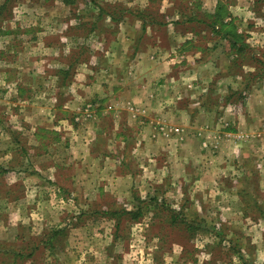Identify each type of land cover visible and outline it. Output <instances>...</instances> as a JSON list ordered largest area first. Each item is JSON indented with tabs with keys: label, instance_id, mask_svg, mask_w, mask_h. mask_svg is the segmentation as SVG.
<instances>
[{
	"label": "rangeland",
	"instance_id": "rangeland-1",
	"mask_svg": "<svg viewBox=\"0 0 264 264\" xmlns=\"http://www.w3.org/2000/svg\"><path fill=\"white\" fill-rule=\"evenodd\" d=\"M69 1L71 3L64 4L63 0H0V53L8 56L5 60L0 57V66L3 62L13 64L11 59H36L20 67L27 68L23 78L20 69H13V65L7 67L9 80L22 78L26 89L23 95L17 96L16 102L12 101V92H7L9 95L0 100L26 109L29 104L30 111L23 109V114L19 113L22 120L35 121L33 109H40L43 118L50 120L53 112L60 109L59 105L69 102L72 96L69 88L73 86L75 73L79 74L80 64H88L90 60L92 68L96 69L89 67V71L95 73L94 83L79 75L74 77L78 82L75 83L80 84V98L68 104L64 114L82 134L87 128L96 130L99 115H105L103 127L96 132L93 130L91 147L92 155H97L95 162L69 160L63 148L46 147L40 150V159L29 161V156L20 154L27 149L26 145L8 147L9 144L0 143V150L4 148L3 152L11 156L10 159L7 154V161L0 160V264H264V256L260 254L264 250V198L254 191L256 178L250 176L246 182L241 177L219 179L215 181L216 195L209 201L210 209L199 204L191 208L185 206L188 193L181 192L183 198L175 202L173 191L177 175L174 174L179 168L175 167L176 153L169 154L191 136L198 140L200 150L207 157L222 159L221 140L230 133L229 118L242 112L245 100L250 99L255 104L264 99V0H196L190 3L194 6L192 9L185 0H148L147 8L141 9L138 5L142 1L145 4V0L128 1V5L126 0ZM213 2L214 5L220 2L231 10L235 24L239 17L245 20L241 32L251 34H242L241 53L231 52L227 39L213 33L211 27H204L211 24L204 11L211 9ZM176 11L184 12L182 14L187 17L193 15L202 21V26L196 21L188 27L178 23L170 16ZM134 13L142 28L137 30V46L131 47L132 59L148 43L147 49L156 67L162 66L169 73L160 78L166 81V88L164 83L159 85L148 76L141 86L149 93L145 95L139 90L133 97L130 95L133 90L117 89L125 88L137 78L131 66L125 68L119 56L118 62L109 65L105 52L114 40V46L121 50L127 32L125 27L130 24V14ZM1 38L7 43L3 45ZM181 40L191 42L186 50L191 48L195 54L199 52L201 58L207 51L214 58L210 60L217 69L209 86L211 94L192 104L189 98L180 96V89L184 91L187 81H182V86L173 81L175 73L184 67L174 60L179 57ZM13 50L15 53L10 58ZM94 59L96 64H93ZM184 62L189 64L187 60ZM110 67L114 69L112 77H109ZM152 69L140 66L137 81ZM106 80H113L114 91L104 89L109 97L99 95V99L93 95L91 87H101L103 91ZM84 82L92 84L90 89L82 87ZM2 89L8 91L6 85L0 83V90L4 92ZM258 90L261 92L250 98L252 92ZM221 95H225V99ZM142 97L143 100L138 99ZM175 102H181L176 107L189 106L191 109L206 105L207 111L202 109L203 112L193 118L199 124L195 122L197 129H192L195 126L188 123L177 125L170 114L173 109L156 113ZM0 104L1 131L6 138H12L14 133L4 126L10 121L3 111L6 107ZM208 115L211 120H207ZM123 121L133 122L140 130L120 127ZM135 133L139 141L133 139ZM182 136L183 141L180 140ZM159 143H165L170 152L159 154ZM13 151L16 152L13 154ZM224 151L231 157L236 148L229 146ZM61 158H66L65 167L52 165L54 160L60 163ZM223 158L225 161L226 157ZM220 159L214 161L219 163L217 166H223V159L219 162ZM157 161L163 165L160 168H165L164 177L153 172ZM163 190H168V194L161 192ZM205 195L204 192L197 198ZM235 197L247 205L242 210L244 215H249V223L231 221L228 224V221L211 222L209 219H202L204 223L201 224L193 222L195 212L200 216L208 213L218 216L215 205L226 204ZM257 197L260 205L253 203ZM219 212L224 217L228 214L225 208ZM255 218L263 221L256 226L262 229L259 230L262 238L260 233L253 232ZM251 236L257 237L254 244Z\"/></svg>",
	"mask_w": 264,
	"mask_h": 264
},
{
	"label": "crops",
	"instance_id": "crops-1",
	"mask_svg": "<svg viewBox=\"0 0 264 264\" xmlns=\"http://www.w3.org/2000/svg\"><path fill=\"white\" fill-rule=\"evenodd\" d=\"M128 1L134 2V0H126L127 5L129 4ZM146 1H148V0H145V4L142 1V3L138 5L140 7V9L141 8H147V5H146L147 2ZM191 2H193V4H194V3H196V0H185V3L189 4V7H191L190 9L194 8L193 4H190ZM131 5H134V4H131ZM213 5H214V2L212 4L211 9H209L207 11H204L203 7L201 8L204 11V13L207 14V16L209 18L211 15L214 14L217 6H222V4L220 2L215 3L214 6ZM198 6H199V4H198ZM225 8H226V6H225ZM226 12H227L229 17L225 18L224 22H228V21L233 22L232 26H229V25L226 26L228 29L233 28V30L236 32V34L241 35V36H242V34H245V33L251 34V32H246V31L241 32V29L245 28V26H244L245 20L244 19L241 20L240 19L241 17H239V19H238L237 18L238 16H236V18L238 19V21L236 20V22H238V23L235 24L234 20H233L235 16H233L234 14L231 13L232 11L226 8ZM182 13H184V12H179V11H176L174 13L171 12L170 16L175 21H178V23H184L185 27H188L189 24L195 25V21H196V24L197 23H200V25L202 24L201 23L202 21L195 18L193 15H189L187 17V16L183 15ZM130 16H131V19H129L130 24L128 25V27L127 26L125 27L127 32L124 33L125 34L123 36L124 43H122L121 50L118 51L117 46H114V44L116 42L114 40L106 48V50L108 48L109 49L107 50V52H105V55L107 57L106 59H107V62L109 63V65H114V64H112L113 61L118 62V56H119V60H121V63H123L125 68H128L129 66H131L130 69H131V71H133V75H136L137 78L136 79L133 78V79H135L134 82L133 83H130V82L127 83L125 88L122 86V88H117V89L124 90L125 92H126V90L129 92L133 90V92L130 93V95L134 97V95H136V92L139 90H142V92H144L145 95H147L149 93V92L145 91L144 88L141 86L142 82L144 81L143 79H146L148 76H151L153 81H157V83H159V85L164 83V88H166V84H167L166 81L164 82L163 80H160V78H164V76L169 73V70L164 69L162 66H161V68L156 67L158 65L155 64V62L153 61L154 58L152 57V54L150 55V52L147 49L150 47V45L148 43H146L144 49L141 48L140 50H138V52L135 54V56L132 59L131 55H132V49L133 48H131V47H134L136 45V43L139 41V34H138L139 30L138 29H141L142 26H141V23L138 21V19L134 18L135 16H137L136 13L130 14ZM108 19L111 20L112 22H114V19L111 18L110 16ZM211 22H212V20H210V23ZM211 25L212 24H209L208 26L206 25L204 27L208 28ZM192 30H194V29H192ZM135 40H136V43H135ZM1 42L3 43V45H4V43H7V41H4L3 39ZM188 42H189L188 40L187 41L186 40L180 41V44H179L180 46L178 48L179 57L174 58V60H176L177 62H181V64H183L184 67L179 72L175 73L176 75H175V79L173 81H175L174 83H177V85H179V84L181 85L182 81H187V84H184L185 85L184 87H185V89H189V90L187 91L184 89V91H183L181 88L180 90L182 92L180 93V96L184 97V98H189L190 99L189 103L192 104V102L198 101L200 97L207 96V95L211 94V90H209V86H210L213 78L217 74V69H215L214 64L212 63L213 61L210 60V59H214V58H212L211 55L207 51L205 52L204 55H202V58H201V55L199 52L195 54L194 51H191V50H193L191 48L187 51L186 49H188V47H190L189 45L191 44V42H189V43ZM241 42L243 44V40ZM185 43L187 44L186 46L184 45ZM156 47L157 46H155V48ZM169 47H171V44H169ZM27 48L29 50L32 49L29 46H27ZM1 49L3 50L2 47H1ZM145 49H147V50H145ZM141 50H144V51H141ZM13 51L10 52V55H11L10 58L12 57V54L15 53V51L14 52ZM185 52H186V54H185ZM29 53L32 55V52H29ZM236 56L237 55H235V57ZM0 57L3 58V60H5L8 56L4 55V52H3V53H0ZM110 59H112V61ZM11 60H12V62H11ZM11 60H10V62L13 64L3 62V63H1L2 65L0 66V83L2 85H6V88L8 89V91L2 89L4 92H2L0 90V98H2V100H4V98L9 95L8 93L12 92L13 93L12 95H14V99L12 101L16 102L17 96L23 95L24 94L23 92L26 89V87L22 84L21 80L25 76L24 71H27V68L21 69L20 67H22L26 63L28 64L31 62H35L36 59L30 57L27 60L28 62L22 61V59H20L19 61L17 60L18 62L15 59H11ZM184 60H187V63H189V64L185 65ZM194 60H198V61L200 60V61L198 63H196V62H194ZM95 61L96 60L94 59L93 64H96ZM91 64L92 63L90 62V60H89L88 64L87 63L80 64L81 68L77 71H79L78 75L83 77L82 79H84L85 81L94 83V79H95L94 74L95 73L93 72V70H92V72L89 71V67L92 68ZM98 64H97V67H98ZM12 65L15 66V68H13V69L18 68V69H20V71L23 72V74H21V77H22L21 80L20 79L12 80V81L9 80V78L7 76V71H9L8 70L9 68H7V67H10ZM143 65H145V67L150 66L154 70L152 69V71L150 73L145 74L141 80H138L140 82L139 83L137 81V79H139L138 78L139 74H138L137 69ZM5 69H7V70H5ZM63 69L66 70V68H63ZM92 69L96 70L95 68H92ZM112 70H114V69L112 67H110L109 77H112ZM220 70H222V69H220ZM76 74H77V72L75 73L74 77L78 76ZM74 77H73V83L72 84L75 88H73V86H71L69 88V92L72 95V96H70V98L68 100L69 102L62 103L61 105H59L60 109L58 111L53 112L50 120L43 118V116H42L43 111H41L40 109H33L31 111V113H33V115L35 113V117H36L35 121H26L25 119L22 120V116L20 117L19 113L23 114L24 110L30 111V105L29 104H27V109H26L24 106L21 107L18 104H14V103L9 104L8 102L5 103V102L0 100V103H2V105H4L6 107L3 109V111H5L7 118L10 119L9 123L10 122L13 123L11 125L8 122L7 123L5 122L4 126H5V128L10 129L12 131V133H14V135H15L12 138H6L5 133L2 132L1 128H0V139L2 140V142H0V143H2L1 145L7 146V144H9L8 147L15 145V144L16 145L19 144L20 146H22L23 144L26 145L27 149L24 150V152L21 151L20 154L22 153L25 156L26 155L29 156L30 157L29 161L30 160L34 161V160L40 159L39 158V156L41 155L40 150L46 147V148H56V149L63 148L68 153L69 160H73V159L78 158L77 161H79V160L86 161L87 160V161L95 162L97 155H92L91 145L94 143L93 138L95 136V132L97 131L98 128L103 127L102 122L105 119V115L104 114L101 116L99 115V118H98L99 121L95 124L96 130L93 129L95 132L92 130V128H93L92 127V128H87L84 134L79 132L80 129H78V126L76 124H74V123L71 124L72 123L71 120L70 121L66 120V114H64V113H67V111H68V108H69L68 104H70V103L73 104L76 101V99L80 98L79 93H78L79 89H80L79 88L80 84H76L78 82ZM178 81H179V83H178ZM220 81L222 82V81H224V79H222V80L220 79ZM105 83H106L105 86H102L103 91H101V87L100 88L99 87H93V86L91 87V90H93V93H94L93 95L98 97L99 99H100V96L101 97H109V92L104 91V89L109 90V88H112L111 91H114L113 80H106ZM91 85L92 84L84 82L82 87H86L87 89H90ZM175 87H177V86H175ZM165 91L168 93L167 90H165ZM259 92H261V91L258 90V91L252 92V94L250 95V98H251V96L258 95ZM105 93H107V94H105ZM220 93H224V92L221 91ZM262 93H264V92H262ZM103 94H104V96H103ZM225 95H221L222 99L225 97ZM111 96H112V98H114L113 94H111ZM164 98H166V93H164ZM138 99L143 100V97L138 98ZM161 99H163V98L161 97ZM27 100L28 99H26L25 101H27ZM177 104L179 105V104H181V102H175L173 106H169L162 111L158 110L156 113H161V112L166 113L167 112L166 110L173 109L170 114L173 117V119H175V123L177 125H181V124L186 125L188 123L190 125L195 126L192 129H197V125H196L197 122L194 121L193 118H194V116H196V114L198 115V114H201L203 111L204 112L207 111V110H205L206 105L202 104L203 108L195 106V107H193V109H191V108H189V106H187L189 108V109H187V107H184V108H182L181 106L176 107ZM183 104H185V103H183ZM223 107L224 106L222 105V108ZM158 109H160V108H158ZM202 109H203V111H202ZM188 110H190V112ZM223 111H224V108H223ZM241 111H242L241 113H238L235 116L229 118L230 130L228 132H230V133L227 134L226 136H222L223 137V140H221V144L223 145L222 154L224 157H226V160L224 161V158L222 156L223 162H221L222 159H220L219 157H216V156L215 157L214 156L213 157L212 156L207 157L208 155H206L205 152H202L200 150L199 145H198L199 144L198 140L192 138L191 136L184 139L185 141H184V144L182 146L174 149L171 152L168 150L170 148L165 143H159L158 144V150L157 151L159 154L165 155L166 152H170L169 153L170 155H172L171 153H176V155H177V158L175 160V164H177V166L174 164L175 167L179 168L178 172L176 174H174V175H177V180H176L177 185L174 187L175 191H173L175 193V195H174L175 202H178V200L180 201V197H181V199L183 198V196L180 193L185 192V193L189 194L188 201L185 202V206L189 205L192 208V207H197V204H199L200 206H202V208L207 207L208 209H210L209 206L211 204L209 205V201L212 200L211 197L213 195H216L214 192V190H216L214 188L215 187V181H218L219 179H222V178L229 179V178H233V177H241V178H243V181L246 182L247 179L251 178L250 176H252V178L253 177L256 178L254 191L257 192L256 194H258V195L260 194L261 197L264 198L263 197L264 196V137L260 131V128L264 125L262 123V122H264V99H261L259 101L257 100V102L255 104H253L250 99L248 100V102H247V100H245V103H244ZM31 113H29V114L32 117ZM121 117L122 116H120V118ZM70 119H71V116H70ZM149 120L153 121V119H149ZM207 120H211L209 115L207 116ZM152 121H150V122H152ZM179 122L181 124H179ZM123 123H124V121L122 123H119V126L122 128H127L128 130L135 129V131H137V132L140 130V127H138L133 122L127 121L126 123H124V124ZM63 128H66V130H63ZM221 128L224 129L225 126L222 125ZM70 129H71V131H69ZM112 129H114V127H112ZM237 131H238V133L234 134V132H237ZM231 133H233V134H231ZM76 134H77V136H75ZM80 134H81V136H80ZM135 135H136V137H135ZM135 135L132 136L133 139L136 141H139L140 138L138 140V137H139L138 133H135ZM43 136H46V139L43 138ZM48 136H52V137L49 138ZM14 137H15V139L13 140ZM183 138H184V136H182L180 138V140L183 141ZM229 146H233V148L234 147L236 148V151H234L236 153L231 157L227 156L226 152L224 151V148H226L228 150ZM3 150H5V149L3 148L0 150L1 151L0 152V157H1L0 160L7 161L8 155L10 156V153H8L6 151V154H5V152H3ZM15 152L16 151H13V154ZM51 155L53 156V153ZM185 157H188V158H185ZM10 159H11V156H10ZM218 159H220L219 162L223 163L222 164L223 166H217V164L219 165V163H217ZM25 160H26V158H25ZM56 161L57 160H54L52 165H57L59 167H65L63 163L66 161V158H61L60 163L56 162ZM214 161H217L216 162L217 164ZM159 166L162 167L163 165L162 164L159 165V163L157 161V166H155L153 168V170H154L153 172H156L157 174L161 175V177H164L165 168L163 169V168H160ZM34 167H35V171H38L36 165ZM219 183L221 185L220 181H219ZM219 188H221V186H219ZM222 190L223 189H221V191ZM161 192L166 193V195L168 194V190H163ZM204 192L206 193L204 198H201V199L197 198L198 195H202ZM222 192H226V191H222ZM251 192L252 191H250V190L248 191V193L252 194ZM235 198H234V200H232V199L229 200L226 204H222V205L216 204L215 205V207L218 208V213H217L218 216H213L212 213H208L207 216H205L206 214L204 216H200L197 212H195V214L193 216V222L196 224H201V223H204V220H202V219H205V220L209 219L208 221H211V222H221L220 220H222L223 222L228 221L229 222V223L227 222L228 224H230L231 221L233 223H239V224H243V225H245V223L247 221L249 223V221L251 220L249 215L248 216L244 215L243 210H242V208H244V210H245L247 205H245V203L243 201H241L240 199H238L237 197H235ZM202 199H204L203 202H201ZM254 199L256 202H253V203H255L257 205L261 204V200H258V197L254 198ZM231 201H232V203H231ZM178 205H179V203H178ZM180 205L182 207L184 206L181 203H180ZM224 208L228 211V214L225 217L222 215V213L219 214L220 213L219 209H224ZM232 209L235 210V212H232ZM205 212H207V210H205ZM223 213H224V211H223ZM248 219H250V220H248ZM260 221H261L260 219L255 218L256 223H254V229H253V232L255 233V235H258L260 233L259 230L262 231V229H260V228L256 229V226L258 227L260 225ZM261 222H263V221H261ZM262 235H261V233L259 234V236L261 238H262ZM251 238L252 239L254 238L252 240V242L254 244V242L257 241V237L251 236ZM245 239H247V238H245ZM261 251L262 252L261 253L259 252V253L264 256V250L262 249Z\"/></svg>",
	"mask_w": 264,
	"mask_h": 264
},
{
	"label": "trees",
	"instance_id": "trees-1",
	"mask_svg": "<svg viewBox=\"0 0 264 264\" xmlns=\"http://www.w3.org/2000/svg\"><path fill=\"white\" fill-rule=\"evenodd\" d=\"M9 1V0H8ZM63 3L69 4L71 3L69 0H63ZM4 5L1 7L3 8ZM228 14L226 12L225 6H217L215 9V12L213 15L210 16L212 22H211V28L213 29V33L216 35H220L222 38L227 39L229 42V45L231 47V52H242L243 51V44H242V36L237 35L236 32L233 30V28H227L226 26H232L233 22L228 21L224 22L225 18H228ZM218 27V28H216ZM55 235V233H53Z\"/></svg>",
	"mask_w": 264,
	"mask_h": 264
},
{
	"label": "built area",
	"instance_id": "built-area-1",
	"mask_svg": "<svg viewBox=\"0 0 264 264\" xmlns=\"http://www.w3.org/2000/svg\"><path fill=\"white\" fill-rule=\"evenodd\" d=\"M260 131H261V133H262V135L264 137V125L260 128Z\"/></svg>",
	"mask_w": 264,
	"mask_h": 264
}]
</instances>
